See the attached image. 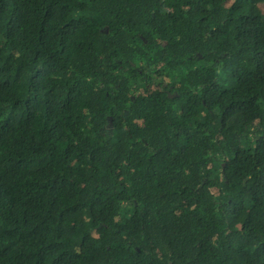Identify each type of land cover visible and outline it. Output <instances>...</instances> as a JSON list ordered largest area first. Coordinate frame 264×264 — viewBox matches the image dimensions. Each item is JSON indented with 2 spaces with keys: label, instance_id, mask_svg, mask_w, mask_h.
I'll return each instance as SVG.
<instances>
[{
  "label": "trees",
  "instance_id": "16d2710c",
  "mask_svg": "<svg viewBox=\"0 0 264 264\" xmlns=\"http://www.w3.org/2000/svg\"><path fill=\"white\" fill-rule=\"evenodd\" d=\"M0 264H264V0H0Z\"/></svg>",
  "mask_w": 264,
  "mask_h": 264
}]
</instances>
